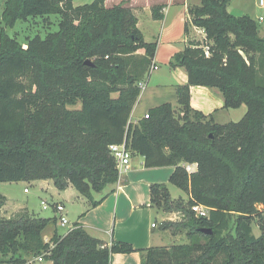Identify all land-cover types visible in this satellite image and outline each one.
<instances>
[{"label":"trees","instance_id":"1","mask_svg":"<svg viewBox=\"0 0 264 264\" xmlns=\"http://www.w3.org/2000/svg\"><path fill=\"white\" fill-rule=\"evenodd\" d=\"M231 0L190 4L185 32L202 29L171 59L189 80L177 85L180 108L164 102L130 122L149 78L158 42H148L133 8L106 0H5L0 13V182L51 179L73 186L91 207L120 171L110 145L126 143L147 167L174 166L170 182L188 194L173 199L166 183L151 184V206L182 214L161 230H186L188 242L135 248L107 245L79 222L66 235L44 231L57 217L22 210L0 216V264L44 255L51 264H110L115 253H141V264H264V36ZM164 4L152 7L164 18ZM60 16L59 30L23 45L6 29L33 16ZM143 50L144 53H139ZM207 51L209 54H207ZM87 60L93 62L86 64ZM218 88L224 108L247 106L239 121L218 123L191 105V86ZM196 164L188 172L186 164ZM0 194V211L6 204ZM209 208L198 215L193 205ZM254 223L261 230L253 233ZM209 230L210 232H206ZM54 245V246H52Z\"/></svg>","mask_w":264,"mask_h":264},{"label":"crops","instance_id":"2","mask_svg":"<svg viewBox=\"0 0 264 264\" xmlns=\"http://www.w3.org/2000/svg\"><path fill=\"white\" fill-rule=\"evenodd\" d=\"M244 2L248 5L245 9L235 8L238 11L232 12L228 6L229 12L237 16L250 15L249 11H253L254 7L259 5L258 0H241V2L238 1V4L242 6ZM120 3L133 8L139 18L138 27L145 40L158 42L153 64V66L157 65L158 68L154 69L152 66L149 78L143 80L144 87L130 116V122L137 123L155 106L164 102H171L173 106L178 103L177 85L186 84L189 77L184 67H172L170 61L177 52L185 48L188 38L202 39L205 33L196 27H190L189 37L185 32V23L189 18V5L200 4V0H106L107 6ZM161 3L165 5L163 9L164 18L157 20L153 18L152 7ZM255 19L257 20L258 16H255ZM143 25H146L149 32H145V29L142 28ZM262 36H264V30ZM139 53H144V51L140 50ZM224 103V97L219 89L202 85L191 86L192 107L207 115L211 114L218 123L234 121L229 120L232 118L227 119L223 116V112H232L242 107L226 109ZM246 112L247 109L240 117H243L242 115H245ZM174 169V166L147 167L142 156L132 155L129 167L120 171L119 180L109 185L101 193H95L96 199L104 197L98 206L91 207L85 197L81 194L77 195L83 208L75 223L82 224L90 235L102 239L107 245H111L113 240L129 242L135 248L165 245L162 243L166 239V231L157 232V226L152 225L153 223L157 224V222L151 220L156 208L151 206L150 190L152 183L170 182ZM33 182L40 185V190L48 191L51 189L56 190L59 195L61 194L51 179ZM71 188L73 189V186H69L64 191L66 192ZM54 203L64 205L60 201ZM65 213L68 216L66 209ZM171 218L170 220L174 219ZM51 236H46V238L50 239ZM110 264H141V253L139 251L115 253Z\"/></svg>","mask_w":264,"mask_h":264},{"label":"rangeland","instance_id":"3","mask_svg":"<svg viewBox=\"0 0 264 264\" xmlns=\"http://www.w3.org/2000/svg\"><path fill=\"white\" fill-rule=\"evenodd\" d=\"M94 0H73L75 5H82L86 3H90ZM238 1L241 0H232L230 3V10L238 11L239 8L245 9L247 7V3L244 2L242 6L238 4ZM5 0H0V13L4 8ZM238 8V9H235ZM253 8V3H252ZM248 10V9H247ZM246 12V11H244ZM248 12V11H247ZM235 13V12H234ZM243 13V12H242ZM250 15L254 18L258 16L257 21L259 22L260 26V33L263 35L264 30V7L255 6L253 11H249ZM236 14V13H235ZM260 16H263V20L259 19ZM59 21L60 16L56 14L46 15V16H33L30 17L28 20H19L15 24L13 28H8L9 34L11 36L17 37V39L26 46L29 39L35 37L36 35H40L41 37H46L50 32H56L59 30ZM3 23H0V28L2 27ZM142 28L145 29V32H149V29L146 28V25H143ZM194 33V32H193ZM147 34V33H146ZM200 37V35H198ZM146 81V80H145ZM218 89V88H217ZM179 103H175L174 107L176 110L180 107ZM227 109V108H226ZM245 109L247 106L245 104L242 105L240 109L233 110L232 112H223V116H225L229 120L238 121L241 114H244ZM244 116V115H242ZM239 119V120H240ZM197 166H194L196 169ZM169 187L171 196L173 199L182 198L184 200L188 199V194L184 192L182 189L178 188L171 182L166 183ZM28 189L26 192L25 189ZM59 190V189H58ZM60 190L61 194L59 195L56 190H48L43 191L40 190V185L36 182H29V181H14V182H0V194L5 195L7 198L6 206H4L1 210L0 216L9 218L10 216L13 217L17 215L22 210H28L31 214H34L38 217H45V218H53L57 215L55 211V207H53L54 202L60 201L63 202L65 205V209L68 214V219L70 220L69 225H74L77 221V217L82 212V202L78 200L77 195L80 193L71 188L68 191ZM75 193V194H74ZM42 200H46L48 202V206L44 207L42 204ZM25 207V209H24ZM9 210H7V209ZM156 208V207H155ZM10 213V214H9ZM9 216V217H7ZM174 221H180L182 219L181 213L176 212H168L163 208H156L152 215V221L157 222L156 231L160 232V225L163 221H167L172 219ZM67 226H61L60 224L55 225L51 223L46 230L44 231V237L51 236L54 233V229H58L61 235H66L69 231ZM166 231V239L163 241L162 244L167 246H171L173 244L179 243H186L188 242V238L186 235V230H163ZM253 233L255 235H260L261 230L259 229L258 225L254 223L253 226ZM50 261L44 260L39 264H49ZM36 264V263H35Z\"/></svg>","mask_w":264,"mask_h":264},{"label":"built area","instance_id":"4","mask_svg":"<svg viewBox=\"0 0 264 264\" xmlns=\"http://www.w3.org/2000/svg\"><path fill=\"white\" fill-rule=\"evenodd\" d=\"M259 2V6L260 7H264V0H258ZM260 19L262 20L263 17H260ZM207 54H209V52L207 51ZM154 69H157L158 66L155 65L153 66ZM141 87H144V83H141ZM145 117H149L148 112L145 114ZM110 150L112 152V154L114 155L116 161H117V165L119 168V171H122L123 169H126L129 167L131 159H132V152L131 150L126 146V143H119V144H112L110 145ZM186 169L188 172H193L196 169L194 168V166H197L196 164H186ZM25 191L27 192L28 189L26 188ZM42 204L44 205V207L48 206V202L46 200H42ZM55 207V211L57 212V224H60L61 226H67L70 224V220L68 219L66 213H65V206L62 203H54L53 205ZM192 209L198 214V215H206L208 213L209 208L204 206V205H193ZM154 227L157 226L156 223L152 224ZM75 227L74 225H69L68 229L69 231H71L73 228ZM68 231V232H69ZM64 236V235H63ZM46 241H49L48 238H45ZM54 246V245H52ZM44 254L39 255L37 257L31 258L27 261V263L24 264H39L41 262H43L44 259ZM9 264H18V263H9Z\"/></svg>","mask_w":264,"mask_h":264},{"label":"water","instance_id":"5","mask_svg":"<svg viewBox=\"0 0 264 264\" xmlns=\"http://www.w3.org/2000/svg\"><path fill=\"white\" fill-rule=\"evenodd\" d=\"M86 64L92 65L93 62H92L91 60H87V61H86ZM205 231H206V232H210L209 230H205Z\"/></svg>","mask_w":264,"mask_h":264}]
</instances>
